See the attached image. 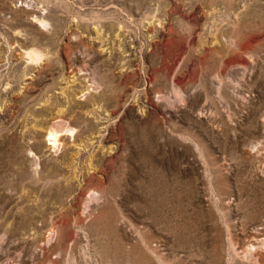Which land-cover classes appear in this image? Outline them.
Wrapping results in <instances>:
<instances>
[{"label": "rangeland", "instance_id": "rangeland-1", "mask_svg": "<svg viewBox=\"0 0 264 264\" xmlns=\"http://www.w3.org/2000/svg\"><path fill=\"white\" fill-rule=\"evenodd\" d=\"M0 264H264V0H0Z\"/></svg>", "mask_w": 264, "mask_h": 264}, {"label": "bare ground", "instance_id": "bare-ground-1", "mask_svg": "<svg viewBox=\"0 0 264 264\" xmlns=\"http://www.w3.org/2000/svg\"><path fill=\"white\" fill-rule=\"evenodd\" d=\"M28 52H30V53H32L33 55H38V53H37V51L36 50H32V51H28ZM29 54V53H28ZM32 55V56H33ZM40 55V54H39ZM41 57V56H40ZM42 59V58H41ZM57 131V130H56ZM56 131H54L53 129H51L50 131H49V133H48V136H47V138H48V140H50L49 141V143H51V144H53V145H56V143L58 142V133L56 132Z\"/></svg>", "mask_w": 264, "mask_h": 264}]
</instances>
